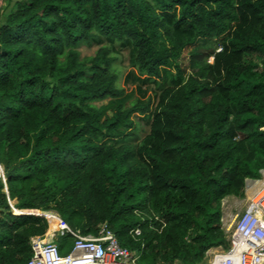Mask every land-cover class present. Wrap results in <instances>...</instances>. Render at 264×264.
<instances>
[{
	"label": "trees",
	"instance_id": "1",
	"mask_svg": "<svg viewBox=\"0 0 264 264\" xmlns=\"http://www.w3.org/2000/svg\"><path fill=\"white\" fill-rule=\"evenodd\" d=\"M1 15L0 264H26L48 229L7 197L81 236L105 225L138 264L227 248L222 201L264 170V0H17ZM198 40L218 50L194 48L187 71ZM115 47L141 98L118 87ZM56 238L68 254L75 238Z\"/></svg>",
	"mask_w": 264,
	"mask_h": 264
},
{
	"label": "built area",
	"instance_id": "2",
	"mask_svg": "<svg viewBox=\"0 0 264 264\" xmlns=\"http://www.w3.org/2000/svg\"><path fill=\"white\" fill-rule=\"evenodd\" d=\"M0 179L5 188V179L0 166ZM259 183H249L251 189L244 210L233 219L228 236V247L208 250L199 264H264V172ZM7 203L13 215L35 214L36 211L17 210L7 197ZM42 215L51 218L54 230L51 238L35 236L30 238L31 257L26 264H138V256L133 251L119 245L115 236L105 225L97 235L81 236L73 233L68 225L55 213ZM68 233L75 240L71 251L60 255L55 238ZM140 231L134 230L138 236Z\"/></svg>",
	"mask_w": 264,
	"mask_h": 264
},
{
	"label": "rangeland",
	"instance_id": "3",
	"mask_svg": "<svg viewBox=\"0 0 264 264\" xmlns=\"http://www.w3.org/2000/svg\"><path fill=\"white\" fill-rule=\"evenodd\" d=\"M17 0H4L0 3V21L3 19L1 13L2 12H8L11 9L15 8V2ZM206 43L208 45H210V47H214L215 51L218 50V46L216 45L215 41L213 43H208L205 42L203 40H198L193 46H188L187 48H185V50L182 52L181 58H180V66L183 69H186L188 71V67H187V63H188V54L190 53V51H192L194 48L196 47H201V48H205ZM99 46L97 45H86V44H82L79 48V52L81 54V57H86V56H93L95 54V52L98 50ZM115 50L117 51L116 55V59L113 63V69L115 70V72L118 75V81H117V85L119 88H124L125 93L129 94V95H133L132 98L135 97H139L141 98V95L138 93L136 85H129L125 83V77L127 75V73L131 70L129 63H128V54L127 51L125 49H119L118 47H115ZM212 58L208 59V62H211ZM142 90L146 91V97L148 96H154V94H157L158 92L155 90V87L153 85H149V86H142L141 87ZM155 98V97H154ZM103 102H100L98 104H102ZM135 124L137 126V134L135 135L136 137L133 138L132 140L130 139L129 142H133L136 143L138 142L145 133H147L148 131V126L146 125V122L139 118L136 117L135 118ZM250 182V181H248ZM246 189V193L250 192V188L249 186H245ZM14 203V201H12ZM12 203V204H13ZM247 200L245 198V192H244V196L243 198H236V197H226L223 201H222V208H221V214H222V227L225 231V235L228 236L229 231L231 230L232 227V223H233V219L235 218L236 215L240 214L245 206H246ZM50 212L52 211H48V212H35L37 215L42 216L45 214H51ZM54 213V212H52ZM48 220V224H49V229H47L45 235L43 236L46 239H50L52 232H53V228L55 225L51 226L50 222L52 221L51 218L47 219ZM53 223V221H52ZM47 235V236H46ZM52 238H55V233L54 236ZM227 239V238H226ZM57 240V238H56ZM55 240V241H56Z\"/></svg>",
	"mask_w": 264,
	"mask_h": 264
},
{
	"label": "clouds",
	"instance_id": "4",
	"mask_svg": "<svg viewBox=\"0 0 264 264\" xmlns=\"http://www.w3.org/2000/svg\"><path fill=\"white\" fill-rule=\"evenodd\" d=\"M1 169H2V167H1ZM2 172H3V170H2ZM264 172V170H262L261 171V177H260V179H258V180H253V181H250V182H248V180L246 181V184H247V186L249 185V183H254V182H256V184H258L259 182L258 181H261V179H262V173ZM246 186V185H245ZM244 192H245V196H246V194H249V192L248 193H246V189H244ZM38 212V211H37ZM56 214V213H55ZM57 215V214H56ZM58 216V215H57ZM46 219V218H45ZM47 220V219H46ZM48 221V220H47ZM54 225V224H53ZM48 229H49V224H48ZM226 234V233H225ZM58 236V235H57ZM56 236V237H57ZM56 237H55V239H56ZM54 242H55V240H54ZM213 248H216V247H213ZM210 250V249H209ZM208 252V251H207ZM207 252H206V254H207Z\"/></svg>",
	"mask_w": 264,
	"mask_h": 264
},
{
	"label": "crops",
	"instance_id": "5",
	"mask_svg": "<svg viewBox=\"0 0 264 264\" xmlns=\"http://www.w3.org/2000/svg\"><path fill=\"white\" fill-rule=\"evenodd\" d=\"M248 181H253V180H248ZM247 197H248V194H246V196H245L246 200H247ZM46 236H47V235H46Z\"/></svg>",
	"mask_w": 264,
	"mask_h": 264
}]
</instances>
